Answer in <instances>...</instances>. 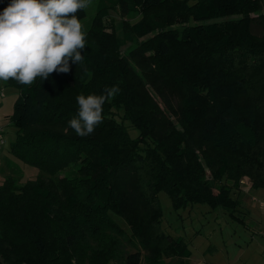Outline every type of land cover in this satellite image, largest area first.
Masks as SVG:
<instances>
[{"label": "trees", "instance_id": "16d2710c", "mask_svg": "<svg viewBox=\"0 0 264 264\" xmlns=\"http://www.w3.org/2000/svg\"><path fill=\"white\" fill-rule=\"evenodd\" d=\"M90 29L100 44L68 73L8 81L11 152L40 175L0 186V257L11 242L9 264H186V240L162 229L160 192L175 211L206 204L237 219L240 181L264 189V0H97ZM156 29L126 63V45ZM113 85L103 122L77 136L76 97Z\"/></svg>", "mask_w": 264, "mask_h": 264}, {"label": "clouds", "instance_id": "9594fccd", "mask_svg": "<svg viewBox=\"0 0 264 264\" xmlns=\"http://www.w3.org/2000/svg\"><path fill=\"white\" fill-rule=\"evenodd\" d=\"M90 0H11L0 12V81L30 86L39 78L68 73L83 60L86 33L79 10ZM121 91L105 87L102 94L76 97L78 109L68 121L77 136L87 137L103 122V106Z\"/></svg>", "mask_w": 264, "mask_h": 264}, {"label": "rangeland", "instance_id": "374dc122", "mask_svg": "<svg viewBox=\"0 0 264 264\" xmlns=\"http://www.w3.org/2000/svg\"><path fill=\"white\" fill-rule=\"evenodd\" d=\"M9 3V0H0V12ZM96 4L97 0H90L88 7L85 8L86 15L81 20L82 29L86 33L87 40L86 48L82 53L84 57L91 55L101 41L100 39H95L92 35L88 36L89 32L92 34L90 27L92 18L96 12ZM118 26V21L114 22L116 34H119ZM173 26L179 27L180 24H174ZM252 31L255 34H260V29L256 25L252 26ZM158 32L159 29L153 30L147 35L140 37L133 44H127L123 55L120 54V56L124 58L126 63L135 68L137 51L141 42L153 38ZM145 88L148 89L149 85H145ZM153 92L148 89V94L146 95V99H149L148 103L150 106H153L152 103H154V106L158 110L169 116V110ZM18 94L19 90L16 86L8 81H0V129L2 130L4 140V143L0 146V186L10 181L14 184L24 185L28 181L37 179L40 175L38 167L20 160L10 149V145L17 135V129L11 122L10 116ZM53 129L58 130L59 128L54 126ZM129 132L131 136H136L134 129H130ZM63 174L64 171H60V175ZM158 198L163 212L162 229L165 233L183 237L188 243L192 256L212 260L218 255L225 254L232 260H236L235 254L252 247L253 243L250 239L252 236L251 229L246 228L245 224L241 221L230 217L223 209H212L206 204H195L190 205L185 210L179 209L175 211L172 209L170 200L164 192H160ZM116 220L122 226H125L120 219L116 218ZM18 225L19 229L23 232V228L26 227V221L19 220ZM10 234H13L12 230H10ZM14 236H11V238L17 239V243H19L17 236ZM9 244L10 249L7 258L0 257L2 264H9V260L15 255L18 257L15 246L11 242ZM26 246L24 245V247ZM240 248L241 250H239ZM14 264H18L17 261Z\"/></svg>", "mask_w": 264, "mask_h": 264}, {"label": "crops", "instance_id": "0c3cea01", "mask_svg": "<svg viewBox=\"0 0 264 264\" xmlns=\"http://www.w3.org/2000/svg\"><path fill=\"white\" fill-rule=\"evenodd\" d=\"M234 196L239 200L237 207L239 214L235 213L239 217L237 220L252 231L250 238L253 243L252 247L235 254L236 260H232L225 254L218 255L212 260L190 254L186 259V264H264V189L251 188L245 180H242L239 189L234 192ZM237 255L239 256L237 257Z\"/></svg>", "mask_w": 264, "mask_h": 264}, {"label": "built area", "instance_id": "2783aa9c", "mask_svg": "<svg viewBox=\"0 0 264 264\" xmlns=\"http://www.w3.org/2000/svg\"><path fill=\"white\" fill-rule=\"evenodd\" d=\"M4 143L2 130L0 129V146ZM204 264H213V263H204Z\"/></svg>", "mask_w": 264, "mask_h": 264}]
</instances>
